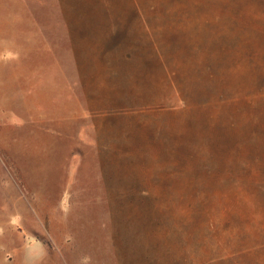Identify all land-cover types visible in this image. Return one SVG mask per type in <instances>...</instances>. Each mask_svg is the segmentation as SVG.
<instances>
[{
	"label": "rangeland",
	"instance_id": "obj_1",
	"mask_svg": "<svg viewBox=\"0 0 264 264\" xmlns=\"http://www.w3.org/2000/svg\"><path fill=\"white\" fill-rule=\"evenodd\" d=\"M164 96L156 112L172 118L138 119ZM87 102L126 110L116 149L136 153L139 131L157 134L159 151L179 143L176 155L125 156L115 184L126 202L104 196ZM129 159L140 170L128 171ZM155 162L177 165L176 201L130 195L131 181L161 187ZM113 216L138 223L127 229L132 247L156 233L153 256L139 260L125 234L114 237ZM150 217L158 228L145 235ZM148 261L264 264V0H2L0 264Z\"/></svg>",
	"mask_w": 264,
	"mask_h": 264
},
{
	"label": "crops",
	"instance_id": "obj_2",
	"mask_svg": "<svg viewBox=\"0 0 264 264\" xmlns=\"http://www.w3.org/2000/svg\"><path fill=\"white\" fill-rule=\"evenodd\" d=\"M2 0H0L1 2ZM121 7L123 8H130V4L133 3H129L127 2L126 4L124 2H119L118 3ZM111 8H114V3L111 4L106 10H110ZM106 16L108 17L109 15L104 14V17L102 19H98V21L100 22H105L106 20ZM111 16V14H110ZM107 22H113V21H107ZM90 24V23H87ZM117 26V25H115ZM115 26L108 27V30L106 31V36L109 35V32L111 30H109V28H114ZM136 26H141V24H138ZM65 28L67 27H72V26H64ZM74 27V26H73ZM121 27V26H120ZM122 35V33H118L117 31H113V36H120ZM122 40V39H121ZM120 45H122L121 41L117 42V43H113V47H119ZM135 43L133 42H129L126 43V48H125V52L123 53L124 56L121 57V61L123 60V62L121 64H126L125 58L127 56H130L131 54L134 53V49H135ZM109 48V47H108ZM106 48V49H108ZM145 57L147 58V56L145 55ZM148 59V58H147ZM146 59V61H147ZM153 57L149 58V61L151 63L150 67L152 66V61ZM149 66H146L145 69H148ZM123 69H127V68H123ZM123 99H126L125 96H123ZM154 100H158V99H152L150 101L144 102V104L146 105L144 107H138L141 110H143V112H141L139 114L138 119H140L141 121H144L149 118L151 119L152 117L154 118H158L159 115L160 117L158 118L159 121L163 120V119H167V118H172L171 114H169L168 111H165V114L163 113V110L161 111V114H158L156 112V108H163L165 106L168 105V103H170L171 101L169 100V96H164L163 100H161V104L159 105H150ZM86 108V113L88 116L91 117L92 119V139H93V143L95 146V154H96V158H97V162L99 164V168H101V170L103 169L104 174L103 177L105 178L104 180V185H105V191H104V196H106V201L108 203H117V202H126L128 201L129 197L126 198V191H125V187L124 190L116 187V182L120 176L121 171H125V161L128 160L127 158H125V156L127 155H131L136 154V153H141L143 155H155V156H161L162 158V154L164 155H176L178 153H180L179 149H178V141L174 142V145H168L169 147H164L161 151L158 150L157 148V144H158V140H157V134L155 133H150L149 132H137L135 134V136L138 139V149L137 152H131L130 149L126 150L123 148H119L116 149V146L114 145V139H117V136L115 137L114 131H116L117 129L120 130V136L118 135V141L119 142H124L125 141V126L127 123V118H126V110H111L110 112L108 111V108L106 110H104L101 107L96 106L95 104H90V103H86L85 105ZM131 108V107H130ZM134 108V107H132ZM131 108V109H132ZM151 111H155L151 112ZM133 112V111H130ZM145 112V113H144ZM112 114V121H110V119L108 120H104L103 116H108ZM113 114H114V118H113ZM138 115V114H135ZM152 116V117H150ZM176 119V118H175ZM119 122H121L120 126H119ZM113 125L111 127V124ZM114 127V129H113ZM120 127V128H119ZM152 136V140H155L153 142V144L150 143V139L148 138V135ZM111 135V136H110ZM162 143H164L162 141ZM163 155V157H164ZM163 160H165L163 158ZM133 164V167L131 166ZM155 165L158 166L157 170H159V167L162 171V175H161V187H159V178L155 181V184L153 186V193L152 192V185H150L149 183L143 181L141 184H134L135 181H131L130 182V187H131V192L130 195H136V194H144L147 196H151L154 198L150 199L149 201L146 202H159L158 200V195L162 197L161 202H163V200H166L167 202H174L176 201L175 197L177 194H179V185L176 182V179L172 178L171 174L169 172L173 171V170H177V165L168 162H163L159 164L158 163H153ZM139 164L138 163H133L131 162L130 164V159L129 162L127 163L128 166V171L129 170H140L139 168H137ZM131 167V168H129ZM145 170H148L149 167L147 168H143ZM156 170V168L154 169ZM131 176V175H130ZM142 185H145V187L142 188ZM137 186L138 189H136L135 191L133 190V187ZM192 186L189 188L188 185L184 186V188L182 189L183 191L186 190V194L189 195V189H191ZM143 190V191H142ZM159 190H160V194H159ZM193 190V189H192ZM192 190H190V198H187V200L185 201H192L193 197H192ZM116 193H118L116 195ZM145 202V201H144ZM125 216H113V222H112V226H113V230H114V237L117 233H119L120 235H124V242L127 243H123L128 245L129 247H132L130 244V234L127 232V229L129 230V228L135 227L136 225L138 226V223H130L128 221H125ZM151 220H144L142 223L139 224V228L143 230L144 234H147L146 230H150V232H154L157 230L158 228V224L154 222V217H150ZM127 220V218H126ZM153 233V234H154ZM128 238V239H127ZM114 240V238H113ZM144 243L139 242V245H143V248L139 247H132V248H139L138 251L140 250V252H143L142 254H140L139 260L143 258L144 255H148V256H153V252L151 250L152 247H154V243H158L157 240V234H154V237L152 238L151 236L145 237L144 238ZM121 244V243H119ZM136 250V249H133ZM131 250V251H133ZM149 252V254H146V252ZM129 255H130V250H129ZM131 257V256H130ZM147 264H156V262L154 261H148Z\"/></svg>",
	"mask_w": 264,
	"mask_h": 264
}]
</instances>
